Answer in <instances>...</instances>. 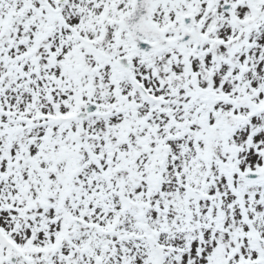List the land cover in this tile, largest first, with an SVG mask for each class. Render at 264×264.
I'll list each match as a JSON object with an SVG mask.
<instances>
[{
    "label": "snow or ice",
    "instance_id": "snow-or-ice-1",
    "mask_svg": "<svg viewBox=\"0 0 264 264\" xmlns=\"http://www.w3.org/2000/svg\"><path fill=\"white\" fill-rule=\"evenodd\" d=\"M0 264H264V0H0Z\"/></svg>",
    "mask_w": 264,
    "mask_h": 264
}]
</instances>
